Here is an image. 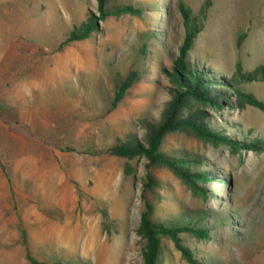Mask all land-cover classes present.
I'll return each mask as SVG.
<instances>
[{"label": "rangeland", "instance_id": "obj_1", "mask_svg": "<svg viewBox=\"0 0 264 264\" xmlns=\"http://www.w3.org/2000/svg\"><path fill=\"white\" fill-rule=\"evenodd\" d=\"M181 3L203 20L196 48L207 64L228 75L238 62L244 72L264 64V0H109L111 10L128 4L142 14L108 16L91 37L72 42L68 33L97 13V0H0V124L17 132L0 134L8 167L0 264H32L29 254L69 264H144L138 228L147 160L130 161L134 173L126 174L128 160L107 149L142 133L139 120L158 116L169 98L160 71L171 68L170 52L178 53L185 35ZM133 70L142 71L140 81L110 109L117 85ZM243 84L264 99V80ZM209 112L217 127L260 139L261 148L233 152L188 132L168 135L163 152L216 177L202 183L204 199L169 168L155 166L158 185L145 195L152 220H197V228H207L208 239L180 233L201 264H264V113L250 105ZM19 153L34 154L24 161L36 167L15 172ZM159 264L189 263L166 236Z\"/></svg>", "mask_w": 264, "mask_h": 264}, {"label": "trees", "instance_id": "obj_2", "mask_svg": "<svg viewBox=\"0 0 264 264\" xmlns=\"http://www.w3.org/2000/svg\"><path fill=\"white\" fill-rule=\"evenodd\" d=\"M108 1L97 0V13L90 12L87 18L75 26L68 33L66 42L88 39L99 30V23L108 16L142 14V8L128 4L115 6L111 10L107 8ZM180 9L186 24L185 35L178 47V53L170 52L171 68H163L160 71V74H166L169 79V85L165 87L169 98L163 102L158 116L150 115L139 120L142 133L129 134L107 149L108 154L128 160L125 167L126 174L134 173L130 161L140 157L147 160L148 172L143 184L145 209L141 214L138 228V233L144 242L142 252L144 264H159L162 239L166 236L174 241L177 249L189 264H201L198 256L182 241L180 233L190 232L198 239L209 238V230L197 228V220L185 224L157 223L152 220L154 206L145 195L147 190L158 185V180L152 174L155 166L169 168L188 185L194 194L201 195L204 199L209 198V192L202 183H207L216 177L207 170L193 169V165L187 164L192 159L177 158L163 152L162 145L166 137L177 132H188L216 147L227 146L233 152H238L240 149L258 150L263 144L260 139L248 141L231 136L225 129L211 122L209 111H218L227 106L250 105L264 113V99L246 89L247 84H243L253 79L264 80V64L259 65L253 71L244 72L241 62H238L235 72L230 75L212 64H207L202 56H198L196 48L197 33L203 26V20H196L184 3L180 4ZM63 45L61 44V47ZM142 53L145 56L150 53L147 43L144 44ZM192 53H194V60L191 58ZM141 74L142 71L133 70L117 85L110 109L118 106L125 98L128 89L140 81ZM193 161L198 164L204 163V159L201 158H195ZM27 257L32 264H69L62 261H39L30 254Z\"/></svg>", "mask_w": 264, "mask_h": 264}, {"label": "crops", "instance_id": "obj_3", "mask_svg": "<svg viewBox=\"0 0 264 264\" xmlns=\"http://www.w3.org/2000/svg\"><path fill=\"white\" fill-rule=\"evenodd\" d=\"M22 120H23V116L20 115ZM15 122V126L16 124H18L19 122H16V120L14 121ZM2 133H5L7 132L8 135H17L16 131L13 130V127L8 125V123H5V121H3L2 124H0V134ZM16 132V133H15ZM22 136V134H21ZM35 155L34 154H29V156H24L22 157L21 153L19 154H16L15 158L18 159L15 163L14 166H12V168L15 170V172L17 173H21L23 168H34L36 167V163L34 160L30 161V162H25L24 161V158H31V159H35ZM0 158H1V154H0ZM11 167V166H10ZM8 170V167L6 166V162H3L1 161L0 159V190H4V188L1 189V186H2V183H4L6 180H7V173L5 171ZM9 170H11L9 168Z\"/></svg>", "mask_w": 264, "mask_h": 264}]
</instances>
